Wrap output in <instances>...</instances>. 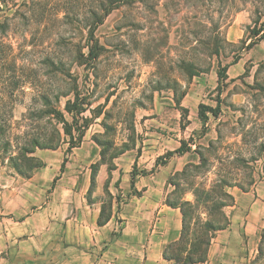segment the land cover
I'll use <instances>...</instances> for the list:
<instances>
[{
  "label": "rangeland",
  "instance_id": "374dc122",
  "mask_svg": "<svg viewBox=\"0 0 264 264\" xmlns=\"http://www.w3.org/2000/svg\"><path fill=\"white\" fill-rule=\"evenodd\" d=\"M236 61L218 93L219 66ZM164 85L175 101L187 92L188 107L219 100V122L178 110L144 124ZM231 92L243 94L240 110ZM77 95L78 125H88L80 142L62 123L74 126L65 106ZM164 98L175 104L171 91ZM151 140L189 151L137 165ZM132 177L139 195L150 182L164 189L150 198L181 206L188 239L225 217L246 264H264V0H0V264L63 254L80 239L67 219L84 217L69 206L101 207L106 185L115 218L133 216Z\"/></svg>",
  "mask_w": 264,
  "mask_h": 264
},
{
  "label": "crops",
  "instance_id": "0c3cea01",
  "mask_svg": "<svg viewBox=\"0 0 264 264\" xmlns=\"http://www.w3.org/2000/svg\"><path fill=\"white\" fill-rule=\"evenodd\" d=\"M237 62L227 66L225 81L229 80L230 83L236 79L234 69ZM192 76V78L197 77L196 75ZM197 79L201 81V78L198 77ZM215 81L217 82V76ZM158 88L152 98V106L142 109L144 124L157 123V116L163 118L167 112H177L178 110H186L187 117L189 114V119L194 123L193 121L198 118V106L203 102L197 104L196 107H188L184 104L188 96L187 92L182 93L175 101L174 89L166 85ZM168 91H171L173 99L167 98V100L173 101L175 104L165 107L163 105L169 102L160 101L166 99L164 94ZM241 95L243 94L235 92L227 95L230 108H239L240 110L237 105ZM204 105L215 108L217 102L216 106ZM220 111L217 117H212L213 121L219 122L220 117H222L221 113L224 112L223 110ZM149 143L151 144L145 148L143 155L138 157L137 165H141L144 155L146 157L147 155L159 157L164 152L174 151L178 148V146L171 148L167 140H151ZM156 172L155 169L150 177H154ZM138 191H140V195L137 197V201L140 207L135 210L133 216L115 218L113 213L111 218L102 226L97 224L101 207L96 202H79L77 203L79 206L71 204L69 206L71 211L74 208L83 209L81 212L84 217L67 219L71 235L74 234L80 239L75 242L73 240L66 241L63 245V254L54 255L51 261L47 258V264H173L171 261L164 260L162 255L168 244L180 238L182 230L181 212L179 208L170 207L166 204V196L163 199L160 197L159 199L150 198L153 192L162 193L164 191L160 186L155 187L149 182L147 186H142ZM249 193L243 194L248 196ZM119 220L120 222H118ZM73 225L76 226V230H74ZM228 226L227 229L220 231L213 237L207 260L199 264H246L247 250L239 247L242 237L234 232L233 223H229ZM6 239L5 233L0 234V251ZM22 264L28 263L24 261Z\"/></svg>",
  "mask_w": 264,
  "mask_h": 264
},
{
  "label": "trees",
  "instance_id": "16d2710c",
  "mask_svg": "<svg viewBox=\"0 0 264 264\" xmlns=\"http://www.w3.org/2000/svg\"><path fill=\"white\" fill-rule=\"evenodd\" d=\"M226 71L227 66H219L217 71V92L220 93L221 87L223 86V82L226 80ZM85 103L83 100H80L79 95L75 96V99L73 102L68 101L65 106V110L68 114L71 115L72 123L74 126L72 127L70 124H68L65 121H62L64 124V130L65 133L69 136L70 141H72L73 135L72 132H76L77 138H79V142L81 141L82 137L84 136V132L87 129V124L84 123L83 125H78V121L85 122V118L81 116L85 112ZM220 107H219V100H217V106L215 108L206 106L204 104H200L198 106V119L204 124L208 119V114L212 117H217L219 114ZM77 143L70 142L69 148H75L78 147ZM37 146V145H36ZM189 150L183 149V144L181 143V146L174 150L167 152L163 158L164 162L161 165H164L166 163V160L171 158L173 155H183L184 153L188 152ZM158 163V160H156V164ZM42 164H36L33 168H39ZM20 171V170H18ZM110 173L108 172V177ZM94 184V177L91 178V186ZM225 185V184H224ZM131 190L132 195L137 196L139 195V192H137L134 188V177L131 178ZM104 194L109 199L108 202L103 203V205L100 208V215L97 221V224L99 226L104 225L112 216V196L107 190V185L104 188ZM90 202V200H88ZM166 204L170 207H176L179 208L181 215H182V230L179 240L172 242L168 244L163 251V259L166 261H171L173 264H199L203 263L207 260L208 250L211 243V240L213 239L214 235L218 231L225 230L226 227H228V221L224 217L222 219L223 224H214L210 221H205L204 224L201 227V234L194 235L193 237L188 239V224L186 220V213L181 208V206H177L175 204H171L168 201H166ZM184 205H189L188 202H185ZM220 207H224L225 205L219 204Z\"/></svg>",
  "mask_w": 264,
  "mask_h": 264
}]
</instances>
